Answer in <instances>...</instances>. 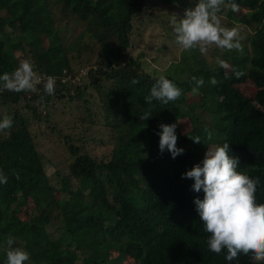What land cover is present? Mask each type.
<instances>
[{"label": "trees", "instance_id": "trees-1", "mask_svg": "<svg viewBox=\"0 0 264 264\" xmlns=\"http://www.w3.org/2000/svg\"><path fill=\"white\" fill-rule=\"evenodd\" d=\"M233 2L238 11L231 9ZM144 5V0H0V75L28 60L38 77L56 81L54 95H45L42 85L37 92H0V120L13 119L12 127L0 132V171L7 176L0 184V264L9 237L13 247L29 253L26 264H250L243 254L229 262L226 249L208 250L209 234L194 203L204 193L193 191L194 181L182 174L202 162L208 145L227 142L229 154L239 159L237 170L259 177L255 200L264 204V0H226L221 23L239 29L243 52H222L231 64L227 69L197 68L182 78L164 72L182 95L166 105L153 101L147 121L139 116L149 108L144 98L160 74L144 71L127 53ZM53 9L68 10L83 29L70 36L65 22L55 25ZM84 49L89 56L80 55ZM85 67L87 83L63 80ZM236 71L244 75L237 77ZM192 76L204 79L198 91L203 113L195 111ZM212 77L221 83L213 86ZM247 80L256 85L250 94ZM88 87L99 103L101 118L93 112L94 117L105 129L99 141L110 152L96 159L64 135L71 160L65 174L55 172L57 179L50 181L29 132L30 118H48L36 105L48 108L53 98L75 100L92 111ZM172 123L177 147L184 149L175 158L159 150V126ZM205 128L213 133L211 141ZM196 135L203 143L189 137ZM76 139L87 140V128L81 127Z\"/></svg>", "mask_w": 264, "mask_h": 264}, {"label": "clouds", "instance_id": "clouds-1", "mask_svg": "<svg viewBox=\"0 0 264 264\" xmlns=\"http://www.w3.org/2000/svg\"><path fill=\"white\" fill-rule=\"evenodd\" d=\"M226 6V0H198L194 7L187 8L179 20L171 19V30L175 42L185 52L199 50L206 54L210 46L220 51L243 52L241 36L237 27L227 28L221 23L219 13ZM231 9L238 11V5L231 3ZM216 64L223 69L229 66L223 59L216 58ZM237 77L244 75L241 71L234 73ZM227 78V74H225ZM154 83L150 94L144 98L149 108L139 116L147 121L151 116L153 101L161 104L175 102L182 95V89L177 87L165 75L153 76ZM195 83L193 93H198L204 85V79L191 77ZM133 84L139 83L133 79ZM215 86L221 83L216 77L210 79ZM55 78L38 77L30 61L23 60L11 73L0 75V92H37L38 85L43 86L45 95L55 94ZM43 100V96L41 97ZM13 119L5 116L0 120V132L10 129ZM162 131L158 133L159 150L170 152L172 158L183 154L184 149L177 147V123L161 124ZM206 139L211 141L213 133L204 129ZM194 143H203L199 135L189 136ZM229 143L208 145L201 163L195 164L182 174V178L194 181L192 190L204 193L203 199L194 198L196 211L202 221L203 231L208 233L206 240L209 251L220 254L226 249L225 259L229 262L238 259L240 254L249 258L250 264L264 262V204H258L255 193L260 184L259 177L251 178L239 172V159L230 155ZM17 179L19 175L17 174ZM7 183V176L0 171V184ZM12 237L7 238L4 247V264H26L30 260L29 253L22 247H13Z\"/></svg>", "mask_w": 264, "mask_h": 264}, {"label": "rangeland", "instance_id": "rangeland-1", "mask_svg": "<svg viewBox=\"0 0 264 264\" xmlns=\"http://www.w3.org/2000/svg\"><path fill=\"white\" fill-rule=\"evenodd\" d=\"M160 1L144 0V8L133 22L134 27H137V29L133 33L132 39L130 37L131 47H129L127 53L136 57L144 71L153 72L154 74L176 71L180 78L187 76L189 71L197 68L209 69L218 66L216 58L222 59V51L213 45L209 47L206 54H201L198 49L185 52L176 44L175 35L171 30L172 17L175 16L179 20L180 17H183L185 9L194 7L198 0H186L181 5H162ZM225 11L226 6L218 14L221 22L225 18ZM53 12L58 17L55 20V25L65 22L70 36L77 35L83 29V25L68 10L64 9L62 14L59 13L58 9H53ZM90 53L89 49H84L81 50L80 55L87 57ZM226 63L228 66L231 65L228 61ZM13 66L17 68L19 64L15 62ZM87 68L78 70L71 78H69L71 75L68 73L63 80L81 81L82 79L84 83H87L88 80L85 79ZM247 81H245L244 86L250 94L254 92L256 85L250 80V82ZM89 93L94 97V105L89 104L92 110L90 112L83 109L81 102L75 100L70 102L66 100L59 101L53 98L50 106L55 105L56 108L51 109L50 106L44 108L38 106V104L36 105V109H41L42 113L49 112L48 118H30L29 132L34 137L40 163L50 181L57 179L55 172L58 173V176H61L67 170V164L71 160L66 148L68 142L81 147L83 151H87L96 159L100 158L101 154L108 155L110 152V146L99 141L104 138V136L101 137L100 132L102 131L104 134L105 129L94 117L95 113L97 117L101 118V115L97 114L98 109L95 106L99 104L97 95L90 87L85 91V95ZM196 95L198 96L194 98L198 102V107L195 108V111L203 113L204 109L200 106L202 102L201 95L199 93H196ZM92 97L88 98L93 100ZM30 114V111H28V116ZM81 127L87 128V140L78 141L76 139ZM51 128L53 129L51 130ZM64 135L68 136V142H65ZM74 185H77V183L74 182Z\"/></svg>", "mask_w": 264, "mask_h": 264}]
</instances>
